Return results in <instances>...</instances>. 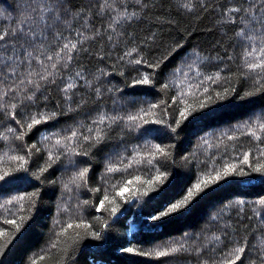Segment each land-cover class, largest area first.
Segmentation results:
<instances>
[{
    "label": "trees",
    "instance_id": "16d2710c",
    "mask_svg": "<svg viewBox=\"0 0 264 264\" xmlns=\"http://www.w3.org/2000/svg\"><path fill=\"white\" fill-rule=\"evenodd\" d=\"M0 35V264H264V0H0Z\"/></svg>",
    "mask_w": 264,
    "mask_h": 264
},
{
    "label": "snow or ice",
    "instance_id": "6c2138e0",
    "mask_svg": "<svg viewBox=\"0 0 264 264\" xmlns=\"http://www.w3.org/2000/svg\"><path fill=\"white\" fill-rule=\"evenodd\" d=\"M236 11H238V10H236ZM4 38L5 37L3 35H0V40H3ZM64 47L65 48H68V45L66 44ZM75 47H76V45H72V48H75ZM49 59H51V57H49ZM137 63H139V61H137ZM55 66H56L55 64L52 65L53 68H55ZM249 67L251 69L255 70L256 68L264 67V65H261V64H253V65H250ZM147 82H148L147 77H145L144 80L141 81V83H147ZM69 87H71V85H69ZM181 115H183V113H181ZM130 119H135V118L130 117ZM40 122H41L40 120L33 119L32 123L28 125V128L31 129L34 125L39 124ZM73 135H75V133H73ZM20 159H23V158L21 157ZM242 163H244V164H247L248 163V156H247V154L245 155L244 160L242 161ZM235 167H236L235 165L227 166L224 169V171H223V175H228V174H230V172H234L235 171ZM112 170L113 169H111V168L109 169V171H112ZM253 170L254 171H257V172H264V164L258 165ZM87 171H88V169H84L80 173V177L81 178H84L86 176ZM244 174L246 175V173H244ZM221 175L222 174L220 172H218L216 174V176L213 178V181L220 179L221 178ZM136 179L138 180L139 177H136ZM157 179H159V177H157ZM209 182H212V181H201L200 183H197L195 185L194 191H190L188 193V196L185 197L184 200L180 201L177 204H173L168 209L167 212L161 213V215L162 216L168 215L169 213H173V212L179 210L180 208H182L188 202V200L194 195V192H198V191L201 190V184L202 183L206 184V183H209ZM128 183L131 184L132 182L131 181H128ZM149 183H151V182H149ZM125 191H127V186L121 188V190L119 192H117V195L123 197ZM142 194L146 195L147 193L144 192ZM104 201H109V197L108 196H105L104 197V200L101 201V207L104 206ZM109 202L111 203L112 201H109ZM260 203L261 204H264V200H261ZM115 211H116V208H113L112 209V212L115 213ZM153 219H159V217H153ZM7 223H9V224H15L16 222L15 221H7ZM72 227H73L72 224H68L67 225V228L63 230V233L62 234L66 233L67 232V229H70ZM75 227H77V228H79V227L88 228V225H86V224L85 225L77 224V225H75ZM16 231H19V225L16 226ZM93 236H95L97 239H99V236H97L95 233H93ZM53 246H55V245H53ZM126 251L131 252L132 249H126ZM173 251H175V249H173ZM243 251H244L243 248L236 249L235 250V257H234V259L225 261V264H236V260H239L240 259V255L239 254L242 253ZM166 254L167 253H165V252H157L156 253L157 256H163V255H166Z\"/></svg>",
    "mask_w": 264,
    "mask_h": 264
}]
</instances>
